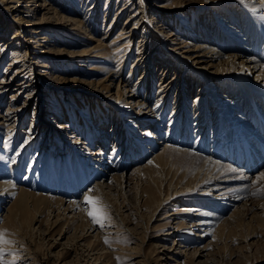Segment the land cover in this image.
<instances>
[{
    "label": "rangeland",
    "instance_id": "rangeland-1",
    "mask_svg": "<svg viewBox=\"0 0 264 264\" xmlns=\"http://www.w3.org/2000/svg\"><path fill=\"white\" fill-rule=\"evenodd\" d=\"M4 1L0 0L6 30L0 33V183L9 182L14 190L0 196V231L6 230V238L14 243L0 248L15 254L4 259L15 264H264V206L258 208L264 200L261 192L241 211L235 209L250 201L245 197L219 203L209 197H217L219 190H197L191 195L192 178L185 167L193 157L177 152L167 162L135 172L165 143L177 146L180 142L174 140L187 139L179 146L236 168L239 179L229 187L258 178L263 166L250 173L234 164L229 158L232 154L225 157L220 151L244 146L254 141V135L264 144V103L259 105L258 99L250 97L248 103L254 100L258 106L245 120L237 145L233 123L224 132V136L229 133L228 141L223 137L220 141L216 131L229 122L226 115L235 94L228 96L218 81L210 86L214 69L201 70L176 46H194L196 39L203 40L212 32L222 42L236 32L246 47H253L250 51L264 59L260 13L248 12L240 0H126L129 4L116 17L125 0H57L64 8L79 10L72 14L81 19V31L49 32L46 28L48 39L42 40L32 31L37 25L27 23L31 19L26 14L4 10ZM139 5L146 7L145 21L141 19L133 39H115L122 26L130 30L137 16L127 20ZM170 36L174 42L168 40ZM8 39L14 43L4 45ZM97 39L107 44L108 55L96 58L92 47ZM15 54L19 55L16 62ZM93 64L102 69H89ZM111 73L115 79L108 92L99 80ZM118 89L123 102L116 99ZM125 90L134 94V102L146 101L154 126L135 117L140 113L127 100ZM168 117L171 120L164 121ZM188 118L191 122L187 123ZM144 128L149 132L142 133ZM159 139L164 143H158ZM218 144L220 149L214 150ZM115 174L127 180L117 184ZM101 181L102 195L89 191ZM21 188L33 192L22 204L16 199ZM238 190L245 193L243 187ZM87 192L107 206L111 226L101 229L93 224L84 203ZM39 193L62 198L63 203ZM71 201H77L79 208L68 209ZM208 201L211 205L204 209L211 211L208 220L213 224L204 236L210 225L196 224L200 216L194 208Z\"/></svg>",
    "mask_w": 264,
    "mask_h": 264
},
{
    "label": "bare ground",
    "instance_id": "bare-ground-1",
    "mask_svg": "<svg viewBox=\"0 0 264 264\" xmlns=\"http://www.w3.org/2000/svg\"><path fill=\"white\" fill-rule=\"evenodd\" d=\"M246 2L247 3H242L243 6L245 7V10H247L249 12L250 9H254V10L258 11V13H260V17H263L264 18V12H261V11H264V3H262L261 0H246ZM132 3L133 2L130 3V6L132 5ZM58 4L59 3H58L57 0H5L4 1V5H3L4 7L2 6V8L4 10H6L7 12H9V11H11V12L12 11H16L18 13L21 12L22 14H26V16L31 19V22L29 21L27 23H29V24H36L37 25V26L34 27L36 29H34L32 31L36 32V34H38V38L39 39H42V40L43 39H48L47 38V35H46V33H47L46 32V28H48L49 32H51V31L54 32V31H57L59 29H62L64 32H68V33L70 32V33L76 34V33H78L77 31H79V30L81 31V28H82L81 19L77 18L76 15H73L72 14V13H74V14L77 13L79 10H76V9L70 10L69 8H64L65 5L64 6H61V4H59L60 5L59 6ZM127 4H129V2L125 0L124 3L117 8L118 10H117V13L115 15L116 17H118L119 14L123 12V10L126 8ZM232 6H230V7H232ZM224 7H225V9H227L226 6H224ZM61 9L64 10V11H66V12L68 11V13H70V14H67V15L60 14L61 13L60 12ZM65 9H67V10H65ZM145 9H146V7H144L143 5H139V7H137V9H134L131 12V14H130L129 19L127 20V21H130V20H132L133 18H135L137 16V18L132 23V27L127 32V30H125V26H122V29L120 31V36H117L115 39H123V38H126L125 41L132 40L133 39V36L135 34V31L137 30L138 27L141 26L140 23L143 22L141 19L145 18V12H146ZM39 13L41 14L40 16H38ZM232 14L234 16H236L234 14V12H232ZM2 17L3 16L0 13V33L6 31V30H3V27H4L5 23H4ZM34 18H38V19H35L34 20ZM32 20H34V21H32ZM250 28H251V26H250ZM257 29H259V28H257ZM130 31H133V32H130ZM258 32H259V30H258ZM16 33H17V31H15L12 34V38L11 39H13V37H16V35H17ZM168 35H172V34H169L168 33ZM217 38H218L217 33L214 34L212 32L211 34L208 33L207 36L204 37V39L202 38L203 40H201L200 38L196 39V43H195L194 46H190L188 43H182L181 45L176 46V47H177V49L183 48L182 51H184L186 53L187 57L192 58V60L197 63L198 68H200L201 70L207 69L209 71V69L210 70H213L214 69L213 71H210V72H212V75H211L212 76V79L210 78L211 79V85L210 86H212V84H214V82H217L218 81L217 83H219V84L220 83L221 84L223 83V85H222L223 87L222 88H224V91H226L225 93L227 95L229 94V95L233 96V94H235V96H234V98L236 97L234 99L235 103H231L230 102L229 103L230 108L228 109L230 112L232 111V113L230 114V112H229L226 115V117H229L230 120H229V122L223 123L225 125L220 126L221 128L219 130H217L216 132H217V137L220 136V139H219L220 141L223 138L224 139H227V141H228V139L230 138L229 137V133L228 134L225 133V136H224V132H226L228 130V129L226 130V127L228 125L230 126V124L233 123V127L235 128V129L233 128V131L236 133L235 134L236 135L235 136L236 137V141L234 142V144L237 145L240 137L243 136L242 135V128L243 129L245 128V120L248 117H250L251 114H253L254 106H258V104L261 105V104L264 103V59H262L260 57H257L253 53V51H250V49H253V47H251V48H250V46L249 47H246L242 43V40L239 39V36L237 35L236 32L233 33V34H231L228 37H225L222 42H221L222 39L220 40V39H217ZM11 39H8L7 41H5V44L4 45H6V43H14V41H10ZM168 40L170 42H172V41L174 42V37L170 36L168 38ZM124 44H126V43H124ZM92 49H96V55H95L96 58H99L100 56H106L110 52V50L107 47V44H105L100 39H97L96 40V43L93 45ZM152 53H153V50H152ZM17 55L14 57V61L15 62L18 61V59H19L18 58L19 55L18 56ZM239 58H242V60L240 62L238 61ZM40 65L45 66L42 63ZM100 68H101L100 66H97V65L94 66V64L93 65H90V67H89V69H91V70L92 69L93 70H97V69H100ZM246 69L249 70L248 75L249 74H251L252 76L254 75V79H251V75L250 76H248V75L246 76V73H245V70ZM183 70H184V68H183ZM243 71H244V73H243ZM210 72H208V73H210ZM219 72L221 73L220 75L219 74H216V73H219ZM239 73H242L244 76L239 75ZM107 76L108 77L102 78L99 81H102V84L106 88V91L109 92L110 91L111 84L113 83V81L115 79L114 78L115 75L111 73V74H109ZM217 78H218V80H217ZM167 84H169V83H167ZM225 86H227V87H225ZM122 88H123V86H122ZM222 88L220 86V89H222ZM124 92H125V95L127 97V100L129 102H131L132 103V106L133 107H136L138 113H140L139 116H135V117H137L139 120H141L143 118L144 119H147L148 120L147 122H148L149 126H151V125L154 126V124L152 123V120L154 121V116H153V113L150 112L151 111L150 110L151 108L148 107V105H146L147 104L146 101H142V102L141 101H135L134 102L133 101L134 99L132 98V97H134V94H132L130 92V90H128V91L125 90ZM245 93L246 94L249 93L248 94V97H249L248 100H247V98H245ZM121 95H122V90L121 89H118L117 90V94H116V99L120 100L119 102H123V100H124V99L123 100L119 99L121 97ZM251 96L252 97L254 96V98H252L254 100L258 99V104H255L254 100H253L254 103L251 102V100H250L251 104L248 103ZM184 97H186V99L188 100V96L187 95L184 96ZM184 97L182 98V100L184 99ZM244 103L245 104L248 103V106L246 105L247 107H245V104ZM231 104H232V108H231ZM233 104H234V108H233ZM184 105H185V109H187L188 108V104L187 103H184ZM176 106H177V104L174 105L173 108L175 109ZM18 109H20V107L14 108V111L15 110H18ZM9 111H10V109H9ZM12 111H13V109H12ZM235 112H236V114H234ZM207 115H208V117L206 118V121H207L206 123L208 124V121L210 119L209 118V113ZM203 116H204V113H203ZM165 120H171V118L168 117V119L166 118V119H164V121ZM189 121L191 122L190 118L187 119V123ZM171 124H172V122H171ZM199 124H201V123H199ZM204 124H205V122L203 123V125ZM203 125H201V127H204ZM159 127H161V126L159 125ZM240 127H241V130H240ZM174 128H175V126H174ZM216 128L218 129V127H216ZM148 132H149V130L148 129H145L142 133H148ZM243 132H244V130H243ZM206 133H207V130H206ZM263 133L264 132H262L261 134H263ZM159 134H160V132H159ZM250 135L251 134L249 133V136ZM221 137H223V138H221ZM257 138L254 135V138H253L254 141L252 140V142H250V143H247L245 145L243 144L245 147L244 146H242V147H244V149H248V150H245L246 151L245 153H246V155H248V157L249 156L252 157V153H253V155H255V158L256 159H257L258 155H260V156H262L260 160H264V146H263L264 144L262 142V144H263L262 145L261 142H259L260 139L257 141ZM169 139H170V135H169ZM167 140H168V138H167ZM245 140L247 141V139H245ZM174 142H180L181 144H183V143H186L187 142V139L184 140V141H182V140L179 141L177 139V140H174ZM158 143H164V141H161V139H159L158 140ZM180 143H177L178 144L177 146L171 145L172 143L171 144L165 143V145L161 148V150L157 151L153 155V157L146 164H144L143 166H138L135 169V172H137V173L142 172L143 171V168H145L147 165L148 166L150 164L152 165L153 163H155L156 165H159L161 163H164L165 161L167 162V159L169 157L171 158V156L174 154V152L183 153L185 155H189V156L191 155L193 157V158H191V160L189 161V163L188 162L186 163V167H185V169L186 168H189L190 169L189 173L188 174L186 173V174H187V176L189 178L190 177L192 178V184H189V185H192L193 186L192 189L194 191L193 192L191 191V195L197 194V190H202V191H204V193H209V190H213V191L219 190V195L217 197L215 195L213 196L212 194L211 195L209 194L210 195L209 197H211V198L212 197L213 198H217L216 201L219 202V203H223V201H227V200L236 201V200L241 199L242 197L243 198L245 197L246 200H250V201L249 202L246 201L247 203L244 202L240 206H236V209L235 210H240V211H241L242 208H245V207L248 208L249 205L247 206V204H252L253 199H255V196L258 193L261 192L264 195V178L258 179L259 177H261V174H264V165H263V169L258 168L256 170V171H258L260 169L258 171V174H257V177L258 178L255 179L253 182L246 183V184L240 185V186L229 187L231 181H234V180L239 179L236 176V170L235 171H232V169H236L235 167L233 168V166H230V165H227V164L226 165H223L222 163L218 162L217 160L212 159V158H209V157L203 158V156L200 155V154H198V153H196V151L191 150L190 148H187V147H184L183 148L182 146H179V145H181ZM206 143H207V140L205 141V145L203 146V147H205L204 148V151L206 150ZM155 145H156V143H154V146ZM199 145H201V147H202V144H199ZM252 146H255L254 147L256 149L255 151H253V150L251 151V147ZM220 147H221V145L218 144V147L215 146V149L214 150H219ZM257 148H259V151H258ZM202 150H203V148H202ZM235 150L237 152L233 155L234 156V160H232V161L236 163V160L239 161V159H242L245 156V153L243 151H241V148L238 147V145L235 146L234 151ZM241 165H243L244 168L247 171H249L247 169V167H245V164L244 163H242ZM247 171L245 172V174L247 173ZM250 173H251V171H250ZM113 178H114V180H115V182L117 184H121V185L123 184V182H125L127 180L126 178H124V176H121V175H118V174H115L113 176ZM64 185H67V184H64ZM13 186L14 185H12L9 182L0 183V196L1 195L4 196L6 194H11L12 191L14 190V187ZM68 187H69V185H68ZM240 187L241 188L242 187L244 188V192L245 193H241L238 190V188H240ZM93 189H92V191L96 192L95 194L97 196L102 195V193L104 191L103 182L102 181L101 182H98L94 186ZM66 190H68V192L70 191L69 188L68 189L66 188ZM88 193L89 192H87L86 194H88ZM29 194H33V192L28 191L27 189H22L21 188L20 191H19V193L16 196V199H17V201L19 203L22 204V203H24L26 201V199H27V197H28ZM39 194H41V193H39ZM40 196L43 197V198H46V199L58 200L59 202L63 203V199L62 198L59 199V198H56L55 196H49V195H46V194H41ZM77 201H71L68 204V209H70V208L73 209L77 205L76 204ZM262 202H263L262 203L263 205L261 204V206H259L258 208H261L262 206H264V200H262ZM199 205H201V206L200 207H197V208H194L195 210H197V215L200 216V221L197 222V220H196V224H203V225L204 224H209L210 225V223L213 224V221L212 220H210V219L208 220L209 216H211L210 215L211 214L210 213L211 211L208 212L207 210L204 209L208 205H211L209 203V201H208L207 204L202 203V202H199ZM254 205H256V204H254ZM172 213H176L177 214L178 212L176 211V212H172ZM212 214H214V213H212ZM228 218H229V216H228ZM194 226H195V224H194ZM210 228H211V225L205 231L204 236H207L208 235V233L210 231ZM176 231L177 230H173L171 233L175 234ZM197 235L198 236H201L199 234H197Z\"/></svg>",
    "mask_w": 264,
    "mask_h": 264
},
{
    "label": "snow or ice",
    "instance_id": "snow-or-ice-1",
    "mask_svg": "<svg viewBox=\"0 0 264 264\" xmlns=\"http://www.w3.org/2000/svg\"><path fill=\"white\" fill-rule=\"evenodd\" d=\"M241 3H243V0H240ZM262 3H264V0H261ZM232 171H235V169H232ZM260 178H264V174H261ZM89 191H92L89 189ZM84 203L86 206H88V215L90 219L92 220L94 225H99L101 229H103L106 224L108 226H111V217L107 213V206L102 203L100 198L98 197H92L90 195L85 194L84 195ZM79 208V205H77ZM6 230L0 231V245H6L14 243L11 240H8ZM105 243L110 244V241L105 238ZM5 255H15L14 253H8L5 249L0 248V264H15V261H7L4 259ZM119 259V258H118Z\"/></svg>",
    "mask_w": 264,
    "mask_h": 264
}]
</instances>
